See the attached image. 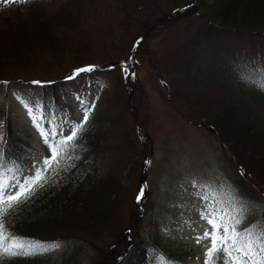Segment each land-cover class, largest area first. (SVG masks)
I'll return each mask as SVG.
<instances>
[{
    "label": "trees",
    "instance_id": "16d2710c",
    "mask_svg": "<svg viewBox=\"0 0 264 264\" xmlns=\"http://www.w3.org/2000/svg\"><path fill=\"white\" fill-rule=\"evenodd\" d=\"M164 1L170 11L181 9L169 24L161 21L148 31L136 55L149 53L154 36L188 17L183 26L185 50L158 59L155 72L165 89L159 94L187 122L206 128L220 141L232 163V186L261 206L258 214L244 220L254 225L264 219V92L255 86L264 83V65L222 44L217 33L264 35V0H195L186 8L187 0ZM140 7L138 0L0 4V84L28 82L35 71L52 69L62 78L57 75L40 89L54 91L74 70L92 65L95 71L82 74L103 77L108 85L63 170L50 175L49 183L5 221L25 243L71 241L72 251L60 264H188L190 249L162 236L161 225L153 221L156 205L149 186L140 207L137 203L151 141L145 133L147 121L130 107L135 108L136 101L128 100L127 83L134 82L126 81L123 68L130 67L127 61L135 43L150 27L139 21ZM58 106L54 100L55 111ZM11 121L1 109L0 126L6 131L0 151L15 174L16 169H29L34 150L27 138L11 129ZM41 145L48 157L50 150L44 141ZM138 214L140 220L128 233ZM40 260L36 255L16 257L7 264H46Z\"/></svg>",
    "mask_w": 264,
    "mask_h": 264
},
{
    "label": "rangeland",
    "instance_id": "374dc122",
    "mask_svg": "<svg viewBox=\"0 0 264 264\" xmlns=\"http://www.w3.org/2000/svg\"><path fill=\"white\" fill-rule=\"evenodd\" d=\"M11 1L17 0H0V4ZM138 1L141 4L139 11H143L139 12V21L143 20L151 28L155 20L163 17L164 22L169 24L171 18L168 16L172 10L170 11L167 1ZM189 1L193 3L195 0ZM187 19L188 17H184L179 19V23L171 22L170 26L161 31L162 33L159 32V35L149 41V53L136 55L134 75L132 72L130 76L134 82L131 97L136 101L133 114L137 113L147 121L145 133L151 141L145 181L146 186L153 190V202L156 205L152 215L153 221L161 225L162 236L176 240L190 249L188 264H203L210 242L201 240L197 243L195 237L202 236L210 226L199 215L208 205L207 201L200 199L201 195L209 194L216 198L213 203L218 201L221 207H225L228 205L226 194L230 192L239 201L238 205L233 206L243 207L244 220L252 218L262 209L254 199L247 198L232 186L229 180L232 163L216 136L202 126H194L187 122L176 109L168 106L159 94L165 89L155 72L156 68L160 67L158 59L159 57L171 59L177 56L180 50H185L183 46L187 43V37L184 35L183 26ZM221 32L217 33V38L222 44L231 46L237 53H246L256 63L264 65V35ZM44 70L42 73L35 71L28 82L0 84V109L9 113L13 124L11 129L21 137L27 138L34 150V156L29 161L32 165L24 172L25 175H30L33 167L46 156L41 145L44 137L33 126L21 100H27L33 95L41 97L46 105L44 115L51 121V123L47 120L42 121L44 130L49 131L60 125L66 133L71 123L81 121L80 100L77 98L85 97L91 102L108 87L101 80L91 81L87 79L88 77H82L80 73L74 79L56 85L54 91H43L32 82L52 83L57 75L62 78V74H57V71ZM54 100L59 103L56 111L52 107ZM35 114L38 118L41 116L40 111ZM137 120L138 118L135 122ZM3 125L0 126L2 127L0 144L4 142L6 131ZM129 196L125 205L126 210L132 205L133 194ZM53 243H58L60 247L36 255L46 264H60L72 251L71 241H54L45 245ZM81 255L82 253L79 254ZM83 264L87 263L84 261Z\"/></svg>",
    "mask_w": 264,
    "mask_h": 264
},
{
    "label": "snow or ice",
    "instance_id": "6c2138e0",
    "mask_svg": "<svg viewBox=\"0 0 264 264\" xmlns=\"http://www.w3.org/2000/svg\"><path fill=\"white\" fill-rule=\"evenodd\" d=\"M95 70L96 66L92 65L81 67L65 79L72 80L80 73H91ZM123 70L128 72L130 67ZM243 79L253 83L247 77ZM32 83L42 86L40 81ZM255 86L259 91L264 92V83L257 82ZM77 99L80 100L81 121L71 123L67 127L66 134L60 125H56L49 131L44 130L42 121L47 120L49 123L51 121L44 115L46 105L41 97L33 95L27 100H21L33 126L44 137V144L50 150V155L35 165L30 175H25L24 170L21 169H16L15 174H12L13 169L8 168L0 151V264H7L16 257L42 255L60 247L58 243L50 245L25 243L23 239L17 237L15 232H10L5 221L21 206H26L36 191L49 183L50 175H59L63 170L64 162L72 158L79 147L85 128L90 122L91 113L96 107L95 99L98 97L91 102L85 97ZM37 111L41 112L39 118L35 114ZM226 195L228 205L225 207H221L218 201L213 203L216 198L209 194L200 196V199L207 201L208 205L199 215L210 226V229H206L202 236L195 237L197 243L201 240L210 242L204 264H264V219L254 225L244 224L243 207L233 206L239 204L238 198H234L230 192ZM143 197L142 188L137 193V203H140Z\"/></svg>",
    "mask_w": 264,
    "mask_h": 264
},
{
    "label": "water",
    "instance_id": "95a60500",
    "mask_svg": "<svg viewBox=\"0 0 264 264\" xmlns=\"http://www.w3.org/2000/svg\"><path fill=\"white\" fill-rule=\"evenodd\" d=\"M189 3H190V1H188V2L186 3L185 7L188 6ZM177 10H178V9H176L175 11H173L172 15L175 14ZM172 15H171V16H172ZM171 16H169V18H170ZM132 57H133V55H132L131 58H130L131 61H132Z\"/></svg>",
    "mask_w": 264,
    "mask_h": 264
}]
</instances>
